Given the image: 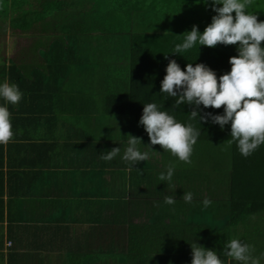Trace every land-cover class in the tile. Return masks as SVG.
<instances>
[{"label":"trees","instance_id":"obj_1","mask_svg":"<svg viewBox=\"0 0 264 264\" xmlns=\"http://www.w3.org/2000/svg\"><path fill=\"white\" fill-rule=\"evenodd\" d=\"M253 3L248 11L256 14L259 21H264V0ZM214 15L212 0H207V3L204 0H0V20L24 35L29 32L35 34L37 30L45 33L52 24L50 20L55 23V28L46 36H54V40L47 48L53 53L64 54L70 60V70L75 68L72 66L78 65L84 69L87 65L88 70L85 68L79 73L85 77L80 81L74 79V86L69 83L72 87L69 89L75 90V84L81 83L83 87H78L79 96L87 99L90 95L89 100L98 105L97 109L81 111L84 123H113L117 136L112 134V146L97 143V148L121 149L111 161L97 158V169L94 171L96 181L102 184L103 194L107 195L111 209L116 211L118 220H114V225L117 229L128 226L129 230L137 231L145 250L150 244H159V240L162 242L161 249L165 250L166 242L182 230H188L191 238L201 237L203 241L213 240L226 245L233 239L234 230L238 232L250 223L264 225V145L245 158L233 142L229 144V158L223 157L222 153L218 157L214 150L218 144L228 143L231 123L222 129L210 117L207 123L191 121L201 130L193 146L191 164L180 161L160 145L152 146L153 149L158 147L159 155L168 157V166L172 164L175 167L169 184L159 179L161 173L167 174L168 166L156 165L157 160L153 156L157 153L150 155L152 148L147 146L150 145V138L144 126L139 124L145 103H156L161 111L168 110L177 121L189 122L188 114L194 106L183 104L173 111L175 98L160 93L170 60L175 59L182 70H186L189 63L193 66L203 63L215 71L218 78L230 72L232 65L229 59L238 55V45L218 44L210 48L197 42L188 51L172 54L175 45L183 42V33L191 31L193 25L200 26L199 31L203 33ZM189 16L192 23L187 19ZM174 21L178 23L175 25ZM179 22L185 28L190 22L191 28L179 30ZM165 55H168L167 59ZM56 64L51 62L49 65L52 67ZM125 66L127 69L123 71ZM32 69L24 64H13L8 72L6 68L2 69L0 80L4 81L8 76L10 84L20 83L27 90L40 91L44 83L38 74L31 73L33 78L27 82L28 71ZM86 72L92 76L87 77ZM95 75L101 77L95 78ZM89 78L91 81L86 84ZM66 95L68 99H74L71 92ZM78 99L83 101L80 97ZM199 110L201 115L224 114V107L215 109L201 105ZM10 118L12 121L21 119L15 118L13 113ZM103 128L98 131L99 136L105 135ZM128 134L142 138L138 148L142 152H149L152 159L136 165L123 160ZM0 147L3 150L2 144ZM139 184L149 188L143 190ZM186 192L193 193L192 203L182 199ZM84 196L89 194L77 196L81 199L78 202L81 212L93 211L95 204L98 216L102 204L97 206L94 197L89 201ZM169 196L176 201L172 205L164 202L165 197ZM204 199L213 201L212 205L205 208L202 203ZM165 208L185 213L183 221L176 227L171 223L130 222L139 213L161 214ZM98 225H103V222ZM157 228L160 231H154ZM178 250L182 252V249Z\"/></svg>","mask_w":264,"mask_h":264},{"label":"crops","instance_id":"obj_2","mask_svg":"<svg viewBox=\"0 0 264 264\" xmlns=\"http://www.w3.org/2000/svg\"><path fill=\"white\" fill-rule=\"evenodd\" d=\"M49 22L52 24L45 33L37 30L38 33L24 35L20 30L14 32L12 29L5 34L9 42L0 40V61H4L6 72L13 64H24L37 70L28 71L27 82L36 73L44 83L42 90H34L37 94L19 83L23 96L17 104H6L0 98V105L7 106L15 118H21L11 120L16 125L13 126V139L2 144L4 148L0 150V264H191L190 244L193 242L215 250L223 264H240L224 254L223 243L191 238L188 230L175 233L166 242L165 250L161 249V240L145 250L137 231L129 230L128 226L117 229L114 225V220H118L116 211L111 209L102 184H97L94 174L97 158L101 159L104 151L113 148L99 150L97 143L112 146V134L117 136V133L109 121L84 123L81 111L97 109L98 105L89 100L90 95L87 99L79 96L81 83L76 82L75 90L69 89L72 88L69 83L74 86V79H83L85 76L81 77L79 73L85 68L88 70L87 65L82 69L76 64L70 70V60L64 54L53 53L47 48L54 36L46 34L55 28V23ZM23 44H31L28 46L30 54L25 53V58H20L19 48ZM22 51L26 52L23 48ZM51 62L57 64L50 67ZM88 76L92 75L87 73ZM98 77L101 76L95 75ZM4 79L0 83L10 84L8 76ZM90 81L91 78L86 84ZM67 92L77 100L68 99ZM19 111L24 113L17 114ZM102 126L106 133L99 136ZM107 133L111 135L110 139ZM153 153L157 154L153 156ZM159 153L157 147L150 155L157 160L156 165L167 168L168 157ZM150 155L149 159H152ZM139 186L143 190L149 188ZM84 193L89 194L84 199L90 201L94 197L97 206L102 204L98 216L95 204L93 211L81 212L78 204L81 199L77 196ZM184 214L178 209L168 211L165 208L161 214L130 216V222L171 223L176 227L183 221ZM187 215L190 218L189 213ZM101 221L103 225H98ZM233 232V239L254 246V255L260 257V264H264V225L250 223Z\"/></svg>","mask_w":264,"mask_h":264},{"label":"clouds","instance_id":"obj_3","mask_svg":"<svg viewBox=\"0 0 264 264\" xmlns=\"http://www.w3.org/2000/svg\"><path fill=\"white\" fill-rule=\"evenodd\" d=\"M204 2L207 3V0ZM252 2L253 0H212V10L216 15L212 17V22L206 26L203 33L199 31L198 25H193L191 31L182 34L183 42L175 45L172 54L188 51L198 42L200 46L210 48L218 44L238 45V55L230 57V72L219 78L215 71L203 63H197L195 66L189 63L186 70H182L175 59L170 60L161 82L160 93L175 98L173 111L183 104L194 108L188 114L189 122L185 124L177 121L168 110L161 111L156 103H145L139 124L144 126L150 138V145L147 146L152 148L154 145H160L180 161L191 164L193 146L201 135V130L191 121L207 123L209 117L222 129L231 123V138L227 142H235L245 158L264 145V21H259L256 14L248 11ZM165 58L167 59L168 55H165ZM22 96L18 85L8 82L0 84V98H3L6 104H17ZM201 105L215 109L224 107V114L201 115ZM10 117L8 107L0 105V144L6 145L13 139ZM128 137L123 160L133 165L146 161L149 152H142L138 148L142 138L132 134H128ZM120 151L119 147L104 151L106 154L102 155L101 159L111 161ZM174 170V165L170 164L167 174L161 173L159 179L170 184ZM182 199L186 203H192L193 193H184ZM164 202L172 205L176 201L169 196L165 197ZM202 203L207 208L213 201L204 199ZM190 246L191 264H223L215 250L196 242ZM254 252V246L239 239H231L224 247V254L240 264H260V257L255 256Z\"/></svg>","mask_w":264,"mask_h":264},{"label":"rangeland","instance_id":"obj_4","mask_svg":"<svg viewBox=\"0 0 264 264\" xmlns=\"http://www.w3.org/2000/svg\"><path fill=\"white\" fill-rule=\"evenodd\" d=\"M253 2L254 3H258L259 2V0H253ZM254 3H253V5H254ZM187 19H189L190 21H191V19H190V16L187 18ZM180 20H181V18H180ZM179 20V21H180ZM175 25H176V23H178V22H176L175 23V21L173 22ZM180 23V25L178 26V28H179V30H187L191 25H190V22H188L187 24H186V28L183 26L184 24L182 23V22H179ZM191 23H192V21H191ZM183 24V25H182ZM6 25H8L7 27H6ZM182 25V26H181ZM2 26H3V29H2ZM12 27V25H9L8 23H5L4 21H2V20H0V35L2 36L1 38H0V40H1V42H3V43H5V42H9V39H7L6 40V37H5V34L6 33H10L11 32V30L13 29V31L15 32V29L14 28H11ZM200 27V26H199ZM174 28H177V27H174ZM191 28V27H190ZM36 33V32H35ZM38 33V32H37ZM29 40H32V39H29ZM28 42H30V41H28ZM27 43V42H26ZM31 44H29L28 46H30ZM28 46H26V44H23V45H21L20 46V48H19V55L18 56H20V58H25V53H27V54H30V50L28 51ZM23 48V50L24 51H26V52H24L23 53V51H22V48ZM1 48H0V53H1ZM6 52V49L5 50H3V53H5ZM14 53V52H13ZM18 59V58H17ZM4 61H0V65H1V67H2V69L5 67V64L3 63ZM126 69H127V67L125 66V68H123V71H126ZM92 75V74H91ZM1 81V80H0ZM0 84H2V83H0ZM214 153H216L217 154V156L218 157H220V154L222 153V154H224L223 155V157H225V158H229V156L227 155V153L229 154V143H225V144H218L217 146H216V149L214 150ZM207 169H209V168H207ZM263 218H264V216H263Z\"/></svg>","mask_w":264,"mask_h":264}]
</instances>
